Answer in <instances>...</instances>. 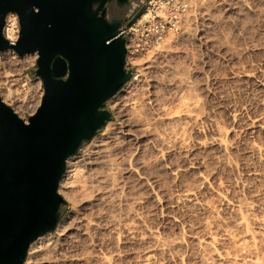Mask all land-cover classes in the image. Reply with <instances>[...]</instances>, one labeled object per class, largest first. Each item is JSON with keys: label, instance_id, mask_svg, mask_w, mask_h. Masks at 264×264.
I'll list each match as a JSON object with an SVG mask.
<instances>
[{"label": "bare ground", "instance_id": "bare-ground-1", "mask_svg": "<svg viewBox=\"0 0 264 264\" xmlns=\"http://www.w3.org/2000/svg\"><path fill=\"white\" fill-rule=\"evenodd\" d=\"M222 1L225 6L227 5L229 7L228 8L229 11L236 9L237 8L236 4H238V10H242L241 7H243V5H245L246 7V4L247 3L249 4L248 2L249 0H247V2H245V0H222ZM220 3L222 5V2ZM210 10L212 9L209 8L208 11ZM212 11L210 12L211 14ZM217 11H219V9ZM210 13L208 12L209 16L206 19H209L208 21L212 23V21H214L213 18L215 17V14H213L214 15L213 16L210 15ZM222 15L220 14V16ZM216 17L215 20H217L218 23L219 20L218 18L216 19ZM187 21H185V23ZM206 24L203 25V28H205L204 26ZM208 27L210 28L211 26ZM207 28L203 30L207 31L208 30ZM6 31H7V36L15 40L16 33L18 31V22H17V17L13 14L9 17L7 21ZM169 35L170 37L169 38L167 37L169 43H166L167 44V45L165 44L166 46L152 49L151 51H149V56L147 58L141 56V54L140 55L129 54L128 59L133 64L140 65L139 66L140 73L136 74L131 80H129V82L125 85V87L122 88L120 92L111 99V107L114 109L116 113L117 120L109 121L106 124L105 128L101 130V132H98L91 139L88 145L83 149L82 154L73 155L67 159L66 169L60 178L58 190L60 194L64 196V198H66L67 200L73 203V208L69 212H67L65 216H62L54 231L46 232L45 234L37 237L30 244L28 255L26 258V264H166L165 260L168 257L166 256L167 252L171 250L178 251L180 247H184L182 246V243L185 237L181 241L182 237L180 239L178 237L174 239L164 236L161 230H159V227H155V225L149 221L148 213L145 214V212L141 211L142 207L144 206L145 200L148 201V199H145V197L152 198L156 202L155 204L157 205L158 210L160 211L159 213L162 214L161 216L167 215L170 218H172L173 221L176 220L175 217L178 215L176 214V212L180 210L181 207L183 208L186 207L185 210H187V207L189 208L203 207V209L205 208L208 212H210V214L216 213L217 211L219 216L220 212L216 210V205L213 202L206 200V197H204L205 194L210 190V183H211L210 180L211 179L214 180L216 177H218V175L216 176V174L213 173L211 175L210 172L206 174L204 169L207 167L206 165L209 162H211L212 164L214 163L219 164L220 166L219 165L218 166L220 168L233 167L235 164L236 166L237 165L248 166V162L246 161V159L245 161L240 162L238 164L237 162L239 161L235 160L236 163L233 161L234 157L241 155V154L237 155L238 148L235 149V147L241 141L242 136L246 132L254 131L253 129L255 128L264 130V109L261 103H259L258 100L256 99L257 97L256 98L253 97L254 94H252L253 98L251 97L249 99L247 96L248 99L246 100H238L236 96H238V94H240L241 91L245 89L244 87L246 85H249L250 83H254V85L256 84L257 89L258 90L260 89L261 91L264 92V63L261 64V62L260 63L250 62L248 65L246 64L243 67L237 69V71L235 72L236 74L234 75L235 76L234 84L232 83V81L230 82L232 83L230 84L232 85L230 91L229 89L226 90L225 89L226 87H224V85L221 83L220 86L218 82L217 83L219 84V87L216 86V90H214L210 84V81L213 77L210 78L208 70L203 72V74H205L204 76H202L200 79H197L196 72L198 69L197 67L199 65L198 58L195 57V55L194 56L191 55L192 53L190 55L186 53L187 55L184 58L187 59V62H185L184 65L182 64L177 65L175 63L174 65H172L171 63L166 64L167 62L166 63L164 62L165 61V58H163L164 53L173 50L171 49L174 46V45L172 46V43L175 38L179 37V36L176 37V34L174 32L169 33ZM224 36L226 37V35ZM201 39H203L202 35L200 36L199 40ZM253 39L255 40V37ZM242 46L240 47L242 48ZM224 47L226 48V52H229V54L231 53V55L233 56L238 54L237 47L234 46L233 43L230 44V41L226 43V46L224 45ZM185 52L186 51H184V53ZM169 54L167 55L169 56ZM4 56H5L4 61L7 64V68H3L0 65L1 98L4 102H6L9 105L11 104L16 105V107H14L13 110L20 117L26 120L27 119L25 117L26 111L30 112L31 114L35 113L39 108V105L41 103L44 94V89L42 87V81L40 77L34 79L28 75L26 77H22L21 75L22 69H25V67H27L28 65L35 63L37 58V53L27 52L19 55L14 48H7L4 50ZM171 56H169L170 59L174 57V55L173 57ZM179 56L181 57L182 55ZM233 56L230 57L232 58ZM173 60L171 59V61ZM204 60L207 59L204 58ZM208 60L211 63L210 67L211 65L213 67V65H215L214 62L212 64L211 60L210 59ZM232 60L233 59H231V61ZM202 61L201 63L203 64L207 63ZM243 63L245 64V62ZM237 64H234L231 67L234 66L236 67ZM218 65L219 64H217V67ZM195 67L197 68L196 70ZM201 67H203V65ZM217 67H215L214 71L216 70ZM220 70L221 69H219L218 71ZM228 70L231 71L230 68ZM232 70L234 71L235 69L232 68ZM211 73H213V71ZM217 73L215 74L219 76V73L218 74ZM218 78H216V80ZM21 87H23L22 88L23 91L24 89L26 91L24 92L21 91L22 90ZM167 89L171 93L169 97H167L168 95H166ZM246 91L247 90H245V92ZM21 92L24 93L23 94L24 96L21 95ZM27 93H30V95H28L30 96L29 99L26 98ZM251 93H253V91H251ZM248 94L249 93H247V95ZM215 96L217 98L218 106L215 103L213 104V106L209 104V102H212L210 100L215 99ZM239 97L243 98V96H239ZM261 101L262 100H260V102ZM262 102L264 103V101ZM215 105L217 106V108H215ZM251 105L255 106L254 110H251L250 107ZM255 135L256 134H254V136ZM247 140L248 138L246 139V141ZM258 140H256V142H252L249 139L251 143L249 142V144L248 143L247 144L253 153V160L255 164L263 166L264 141L257 142ZM239 147L241 148V146ZM245 148L248 149V147ZM234 149L237 150L236 151L237 156H234L232 158V155L233 154L235 155V153L233 152ZM173 154L176 155V158ZM172 155L174 156L175 161H173ZM242 155L245 156L244 154ZM240 158H238V160ZM243 158L244 157H242V159ZM212 168L214 167H211V169ZM249 168H251V166ZM236 169H239V167H236ZM236 171L239 172V170ZM240 172L243 173L242 170ZM262 174L258 172L257 173L252 172L248 174V178L260 179L262 178ZM167 175H171L173 177L172 187H174V191L172 193L169 191L170 194L166 195L164 193L163 195V193L161 194V190L160 193L159 190L157 191V185H159L161 181L164 182L165 179L162 178H164ZM168 177L165 178L168 179ZM228 178L230 179L229 176ZM240 179L237 180L239 181ZM261 181L258 183H261ZM252 182L254 181L252 180ZM234 183L237 185V182ZM230 184L233 185V181ZM160 188L161 187H159L158 189ZM240 188L242 189V187ZM249 189L252 190V187L250 186ZM229 190L219 187V191L215 193V197L217 195L218 196L217 199L224 201L225 204L226 201L231 203L233 199L231 198V192ZM241 192L240 194H242ZM143 193L144 195L146 194L145 197H143L142 195ZM245 196L248 195H244L243 197ZM210 197L208 198L210 199ZM242 198L240 200L241 203H242ZM154 201H151V203ZM244 201L246 202V199ZM249 204L247 206H249ZM239 205L240 204H238V206ZM240 206L242 207V204ZM219 207L220 206H218V208ZM241 207L238 208L239 212ZM252 207H248V208L246 207V208L252 209ZM262 208H264V203ZM242 209L244 210V208H241V213L240 214L238 213L239 215L236 216L235 214H233L237 217V219L235 218L236 220H234L233 217L231 218L233 219V221H235L233 222L235 223L234 227L230 228L231 226L229 225L230 229L228 228L227 230L226 227L224 226L227 232L225 231V229L224 231L225 233L228 234V236H230L229 241L231 238L233 242H236V244L239 243V245H241L240 247L243 246L245 248L246 247L252 248L253 247L252 245L256 243V239L258 238L262 239V237H260L261 234L259 235L258 231L254 230V227L262 225L264 221L262 220V218L264 217V215L260 216L261 218L255 217L254 215L257 214V210H256V213L253 214L255 218H253L251 215H250L251 217H249V215L247 216V214L249 213L248 211H250L251 209L247 211L248 212L247 214L245 213L246 215L244 214V212H242L243 211ZM191 210H193V208L190 209V211ZM260 210L261 209H259V215L262 213L260 212ZM221 211L223 212V210ZM182 215L183 214L181 213V216ZM164 218L166 217L164 216ZM187 218H189L188 215ZM224 219L225 218L223 216V220ZM223 220L222 222L225 221ZM184 227L182 228L185 229ZM258 228L259 227H257V229ZM195 229L196 228L193 227L192 225L189 226V231H191L192 234L196 233ZM196 234L195 237L193 238L198 237V236L196 237ZM210 234L211 235L209 236H205L206 238L203 237L204 239L201 237H200L201 239L199 237L197 238V241L199 242L198 243L199 247H197L199 248V250L197 249L198 250L197 258H199L200 264H229L231 259L227 257V253L225 257V255H223V252L221 251V248L223 249V246L226 242L225 241L226 238L221 239L218 238L217 235H214L215 233L214 234L210 233ZM225 237H227V235ZM229 241L227 240V242ZM262 243H259V245H261ZM128 244L130 245L132 244L133 248L130 249V247L132 246H127L131 251L126 252L125 249L127 247L125 246ZM145 244L147 245V247H144L142 250L139 249L140 247L134 249V247L136 246H141ZM256 246L258 245L256 244ZM261 246H259L258 248H260ZM225 247L229 248V246H225ZM245 248H240V249H245ZM261 251L263 252V250ZM261 251L259 252L261 253ZM233 252L234 250L232 251V254ZM238 252L236 251V255ZM249 252H251V250ZM252 255L254 256V254ZM245 256L242 257L245 258ZM127 257L129 258L130 262L128 261ZM237 258H241V257H237ZM253 258L252 260L254 261ZM178 259H179L178 263L184 262L183 257H178ZM250 260L251 259H249L248 262H250ZM259 260L260 258H258L257 260L258 262L256 261V264L259 263ZM231 261L234 260L232 259ZM261 261H262V257H261ZM261 261L260 263H263ZM251 263L253 262L251 261ZM253 264H255V261Z\"/></svg>", "mask_w": 264, "mask_h": 264}, {"label": "water", "instance_id": "water-1", "mask_svg": "<svg viewBox=\"0 0 264 264\" xmlns=\"http://www.w3.org/2000/svg\"><path fill=\"white\" fill-rule=\"evenodd\" d=\"M148 1L0 0V52H36L44 86L27 120L0 96V264H24L30 244L67 211L58 190L67 159L112 119L103 106L134 75L125 31ZM10 13L19 20L15 46L5 39Z\"/></svg>", "mask_w": 264, "mask_h": 264}, {"label": "rangeland", "instance_id": "rangeland-1", "mask_svg": "<svg viewBox=\"0 0 264 264\" xmlns=\"http://www.w3.org/2000/svg\"><path fill=\"white\" fill-rule=\"evenodd\" d=\"M187 2H188V4H189V12L185 15V21H187V19L188 18H190V19H188V21L185 23L184 22V26L182 27V29H180V30H178V31H172V32H174L175 34H176V37L177 36H179V37H177V38H175L174 39V41H175V43H174V41H173V43H172V48L171 49H173V50H171V51H167V52H165L164 53V56H163V58H165V63L166 64H168V63H171L172 65H174V63L175 64H177V65H179V64H182V65H184L185 64V62H187V59H185L184 57H186V53H188L189 55L191 54V55H195V57H197L198 58V69L195 67V70L197 69V72H196V74H197V79H200L202 76H204L205 74H203V72H205L206 70H208L209 71V75H210V78H212L211 79V81H210V84H211V87L214 89V90H216V86H218L219 87V84L221 83V84H223L224 85V87H226L225 89L226 90H228L229 89V91H230V89H231V87H232V85H230V84H234V81H235V72L237 71V69H239V68H241V67H243L244 65H248L250 62H256V63H260L261 62V64H263L264 63V0H253V1H251V0H249L248 2H249V4L251 5V7H249V4L247 3L246 4V7H245V5H243V7H241L242 8V10H238V4H236V9H234V10H228V6L226 5H224V3H223V1L222 0H186ZM220 2H222V5H221V3ZM215 6H214V5ZM213 6V7H212ZM223 8H222V7ZM206 7H208V8H206ZM250 9H249V8ZM209 8H211L212 10L213 9H215V10H210V11H208V9ZM247 8V9H246ZM219 9V11H217ZM207 10V11H206ZM247 10V11H246ZM212 11V14L210 13ZM215 11H216V13H215ZM221 11V12H220ZM208 12L210 13V15H213V14H215V17H216V19L218 18V20H219V22L217 23V20H215V17L213 18V20L215 21H212V23L211 22H209L208 20L209 19H206L208 16H209V14H208ZM222 12H223V15H222ZM244 12V13H243ZM203 13H205V14H203ZM218 13H220L222 16H220V14H218ZM16 14V13H15ZM17 15V14H16ZM15 15V16H16ZM205 15V16H204ZM11 16V15H10ZM9 16V17H10ZM187 16H189V17H187ZM214 16V15H213ZM219 16V17H218ZM228 16V17H227ZM186 17H187V19H186ZM9 19V18H8ZM222 19V20H221ZM224 20V21H223ZM226 20V21H225ZM17 22H18V18H17ZM189 22V23H188ZM205 22V23H204ZM206 22H207V24H208V26H213L212 28L210 27H208L207 26V24H206ZM221 22V23H220ZM206 24L204 27L205 28H203V25L204 24ZM215 23V24H214ZM211 24V25H210ZM220 24V25H219ZM260 24V25H259ZM238 25V26H237ZM259 25V26H258ZM202 26V27H201ZM248 26V27H247ZM208 27V28H207ZM237 27V28H236ZM257 27V28H256ZM208 29L207 31L206 30H203V29ZM236 28V29H235ZM263 30H262V29ZM197 30V31H195V30ZM201 29V30H200ZM212 29V30H211ZM243 29V30H242ZM246 30V31H245ZM201 31V32H200ZM211 31V32H210ZM241 31V32H240ZM249 31V32H248ZM257 31V32H256ZM259 31V32H258ZM172 32H169V33H172ZM200 32V33H199ZM206 32H207V34H206ZM169 33H168V35L163 39V41L160 43V44H158L157 46H155V47H153L152 49H156V48H161V47H163V46H166L167 44L166 43H169V41H168V38L170 37V35H169ZM197 33V34H196ZM240 33V34H239ZM244 34V35H243ZM256 36H255V35ZM189 35V36H188ZM197 35V36H196ZM203 36V39H201V40H199L200 39V36ZM224 35H226V37H227V39H226V37L224 36ZM254 38L255 37V40L252 38V37ZM18 37V31H17V33H16V37H15V39ZM168 37V38H167ZM208 37V38H207ZM236 37V38H235ZM246 39H245V38ZM217 38V39H216ZM260 38H261V40H260ZM167 41H166V40ZM205 39H206V41H205ZM230 39V40H229ZM233 39V40H232ZM245 39V40H244ZM195 40V41H194ZM230 41V44L231 43H233V45L234 46H236L237 47V51H238V54L237 55H235V56H233V55H231V53L229 54V52H226V48L224 47V45L226 46V43H228L229 41ZM254 40V41H253ZM199 41H201V42H199ZM202 41H204V42H202ZM220 41V42H219ZM222 41V42H221ZM225 41V42H224ZM233 41V42H232ZM258 41V42H257ZM195 42V43H194ZM218 42V43H217ZM205 43V44H204ZM242 43V44H241ZM258 43V44H257ZM261 45H260V44ZM166 44V45H165ZM195 44V45H194ZM247 44V45H246ZM197 45V46H196ZM218 45V46H217ZM244 47H243V46ZM199 46V47H198ZM207 46V47H206ZM214 46V47H213ZM240 46H242V48L240 47ZM250 46V47H249ZM198 47V48H197ZM203 47V48H202ZM220 47V48H219ZM187 48V49H186ZM201 48V49H200ZM249 48V49H248ZM152 49H150L149 51H151ZM175 49V50H174ZM179 49H180V51H179ZM186 49V50H185ZM199 51H198V50ZM214 49V50H213ZM239 49H241V50H239ZM246 49V50H245ZM213 50V51H212ZM221 50V51H220ZM149 51L147 52V53H144V54H141V56H143V57H145V58H147L148 56H149ZM183 51V52H182ZM184 51H186L185 53H184ZM193 51V52H192ZM219 51V52H218ZM178 52V53H177ZM190 52V53H189ZM223 52V53H222ZM226 52V53H225ZM169 54V53H171L172 54V56H171V54H169V56H171V57H173V55H174V57L173 58H171L173 61H171V59H170V57L167 55V54ZM174 53V54H173ZM182 53H184V54H182ZM214 53V54H213ZM19 54V53H18ZM208 54V55H207ZM243 54V55H242ZM249 54V55H248ZM20 55V54H19ZM179 55H182L181 57L179 56ZM185 55V56H184ZM198 55V56H197ZM201 55H203V56H201ZM210 55V56H209ZM233 56L232 58L230 57V56ZM169 57V58H168ZM180 57V58H179ZM199 57H200V59H199ZM210 57V58H209ZM228 57V58H227ZM230 57V58H229ZM236 57V58H235ZM243 57V58H242ZM260 57V58H259ZM163 58H162V60H163ZM167 58V59H166ZM204 58L205 59H207V60H204ZM240 58V59H239ZM208 59H210L211 60V62H212V64H213V62H214V64L215 65H213V67H212V65H211V67H212V69H211V67H210V61L208 60ZM214 59V60H213ZM231 59H233L232 61H231ZM234 59H235V61H234ZM238 59V60H237ZM5 56H4V51H2V52H0V61H1V67H3V68H7V64L5 63ZM36 60H37V58H36ZM129 60V59H128ZM161 60V59H160ZM167 60V61H166ZM200 60V61H199ZM202 60H204V61H202ZM213 60V61H212ZM230 60V61H229ZM242 60V61H241ZM245 60V61H244ZM262 60V61H261ZM170 61V62H169ZM180 62V63H178V62ZM181 61H182V63H181ZM184 61V62H183ZM201 61L202 62H207V63H205V64H203V63H201ZM209 61V62H208ZM217 61V62H216ZM228 61V62H227ZM4 62V63H3ZM177 62V63H176ZM216 62V63H215ZM222 62V63H221ZM224 62V63H223ZM226 62H227V64H226ZM240 62H241V64H240ZM243 62H245V64L243 63ZM238 63V64H237ZM243 63V64H242ZM6 66H5V65ZM207 64V65H206ZM217 64H219L218 65V67H220V68H218L217 67ZM222 64V65H221ZM234 64H237L236 65V67L234 66V67H231L232 65H234ZM203 65V67H201ZM30 66V67H29ZM129 66H133L134 67V75H133V77L136 75V74H139L140 73V65H138V64H133L130 60H129ZM181 66V65H180ZM192 66H193V64H192ZM201 68H200V67ZM207 68H206V67ZM217 67L216 68V70L215 71H217L218 73H219V76L218 75H216L215 73H217V72H215L214 71V69H215V67ZM230 66V67H229ZM29 67V68H28ZM210 67V68H209ZM225 67V68H224ZM231 69V71L230 70H228V69ZM232 68H234L235 70L233 71L232 70ZM35 69H36V61H35V63L34 64H31V65H28L27 67H25V69H22V73H21V75H22V77H26L27 75L28 76H30V77H32V78H39L36 74H35ZM201 69V70H200ZM211 69V70H210ZM219 69H221L220 71H218ZM200 70V71H199ZM208 71H207V73H208ZM213 71V73H211ZM230 71V72H229ZM202 72V73H201ZM217 73V74H218ZM234 73V74H233ZM201 74H203V75H201ZM216 75V76H215ZM225 75H227V76H225ZM229 75V76H228ZM215 76V77H214ZM222 76V77H221ZM132 77V78H133ZM219 77V78H218ZM216 78H218L217 80H216ZM227 78V79H226ZM41 79V78H40ZM223 79H224V81H223ZM228 79H229V81H228ZM213 80V81H212ZM215 80H216V82H215ZM41 81H42V79H41ZM220 81H222V82H220ZM232 81V83H230ZM129 82V81H128ZM127 82V83H128ZM219 84H218V83ZM226 84H225V83ZM126 83V84H127ZM214 83H215V85H214ZM217 83V84H216ZM125 84V85H126ZM221 84H220V86H221ZM229 86H228V85ZM125 85L122 87V88H124L125 87ZM214 85V86H213ZM250 87V88H248V87ZM42 87H43V89H44V86H43V82H42ZM23 87H21V89H22ZM245 89H243L242 91H241V93L240 94H238V96H236V98L238 99V100H246V99H250L253 95L252 94H254V96L253 97H257L256 99L258 100V102L259 103H261V105H262V107H263V109H264V103L262 102V101H264V92L263 91H261L260 89L258 90L257 89V87H256V84L254 85V83H250L249 85H246L245 87H244ZM253 88V89H252ZM245 90H247L246 92L247 93H249L248 95H247V93L245 92ZM21 91H23V89L21 90ZM24 91H26L25 89H24ZM23 91V92H24ZM251 91H253V93H251ZM23 92H21V95L22 96H24L23 94ZM120 92V91H119ZM118 92V93H119ZM243 92H244V94H243ZM117 93V94H118ZM251 93V94H250ZM257 93V94H256ZM260 93V94H259ZM116 94V95H117ZM227 94V93H226ZM28 95H30V93H27L26 94V98L27 99H29V97L30 96H28ZM44 95V94H43ZM166 95H168L167 97H169L170 95H171V93H170V91H168V89H167V92H166ZM246 95V96H245ZM256 95V96H255ZM1 96V95H0ZM28 96V97H27ZM239 96H243V98L242 97H239ZM245 96V97H244ZM247 96H248V98H247ZM114 97V96H113ZM112 97V98H113ZM252 97V98H253ZM242 98V99H241ZM259 98H261V99H259ZM260 100H262L261 102H260ZM42 101V100H41ZM210 101H212V102H209V104L210 105H212L213 106V104L215 103L216 105L218 104V102H217V98H216V96H215V99H212V100H210ZM215 101V102H214ZM263 103V104H262ZM41 104V103H40ZM215 105V108H217V106ZM13 109H14V107H16V105H10ZM40 106V105H39ZM104 108H108L109 110H110V112H111V114H112V119L110 120V121H112V120H117V118H116V113H115V111H114V109L111 107V100L108 102V103H106L104 106H103ZM251 107V110H254L255 109V106L254 105H251L250 106ZM253 107V108H252ZM31 113L30 112H28V111H26V114H25V117L28 119V116L30 115ZM26 119V120H27ZM254 131H249V132H246L243 136H242V139H241V141L237 144L238 145V147H237V145H236V147H235V149L236 148H238L237 150H235L234 149V153H235V155L233 154L232 155V158L234 157V156H237V155H239V154H241V155H239V156H237V157H234V159H233V161L236 163V161H239V162H237V164L238 163H240V162H243V161H245V159H246V161L248 162V166L247 165H237L236 166V164L233 166V167H225V168H220L219 166V164H212L211 162H209L206 166L208 167V169H207V167L204 169V171H205V173L207 174V173H211V175H212V173L213 174H216V176L218 175V177H216L214 180L213 179H211L210 180V190H209V192H207L206 194H205V196L204 197H206V200H208V201H211V202H213L215 205H216V210H218V212H220L219 213V216H218V213H217V211H216V213H213V214H210V212H208L205 208V210L203 209V207H192L193 208V210H191L190 211V209H192L191 207L189 208V207H187V210H185L186 209V207L185 208H183V207H181L180 208V210H178L177 212H176V214H178L175 218H176V220H174V221H176V222H174L173 221V219L172 218H170L169 216H167V215H163V216H161L162 214L161 213H159L160 211L158 210V207H157V205L155 204L156 202L152 199V198H148V197H145V195H144V193L142 194L143 195V197H145V199H148V201H146L145 200V203H144V206L142 207V209H141V211L142 212H145V214L146 213H148V219H149V221L150 222H152L154 225H155V227H159V230H161V232L163 233V235L164 236H167V237H170V238H174V239H176V237H178L179 239L181 238V241H182V239L184 238V240H185V243H184V240H183V243H182V246H184V247H180L179 249H178V251L177 250H171V251H168L167 252V255L166 256H168L167 257V259L165 260V263L166 264H183V263H185V264H200V262H199V258H197L198 256H197V253H198V250H199V248H197V247H199V242L197 241V238L199 237H201V238H206L205 236H209V235H211L210 233H212V234H214V235H217L218 236V238H226V242H225V244H224V246H223V249H225V250H223L222 248H221V251L223 252V255H225V257H226V253H227V257H229L231 260L233 259L234 261H231L230 260V263L229 264H242L243 262V264H245L246 262L248 263V264H253L254 263V261H255V264H256V261L258 260V258H260V260H259V263H257V264H263L264 263V221H263V223H262V225H260V226H253L254 227V230L255 231H258V233H259V235H260V237H262V239L261 238H258V239H256V243L254 244V245H252L253 247L252 248H249V247H240L241 245H239V243H237L236 244V242H233V240L230 238V241H229V237L230 236H228V234L227 233H225V231L227 232V230H228V228L230 227V228H232V227H234V224L235 223H233V222H235V221H233V219L234 220H236L237 219V215H239L240 213H241V208H244V210L242 211V212H244V214L246 213H248L247 214V216L249 215V217H253V218H255V217H260V216H263L264 215V210H262V209H264V208H262L263 207V203H264V201H262V200H264V197H263V194H264V164H263V166L262 165H256L255 164V162H254V160H253V153H252V151H251V149L249 148V146H248V144H249V142L251 143V141L252 142H256V140H258L257 142H260V141H264V130L263 129H259V128H255V129H253ZM255 130H257V131H255ZM260 132H259V131ZM101 132V131H100ZM258 132V133H257ZM252 133H253V136H252ZM254 134H256L255 136H254ZM251 135V136H250ZM246 136V137H245ZM262 136V137H261ZM251 137V138H250ZM244 138H248V140L246 141V139H244ZM249 139L251 140V141H249ZM261 139V140H260ZM243 141V142H242ZM246 144H245V143ZM248 143V144H247ZM88 145V144H87ZM86 145V146H87ZM86 146H84L83 147V149L86 147ZM239 146H241V148L239 147ZM243 146H244V148H243ZM245 147H248V149H249V151H248V149L247 148H245ZM83 149H82V152L80 153V154H82L83 153ZM246 151H245V150ZM236 151H237V155H236ZM244 151V152H243ZM251 152V153H250ZM246 153V154H245ZM249 153H250V155H249ZM79 154V155H80ZM242 154H244L245 156H243ZM174 155V154H173ZM172 155V156H173ZM175 156V158H176V155H174ZM174 156H173V161H175L174 159ZM249 156V157H248ZM241 157V158H240ZM242 157H244L243 159H242ZM252 157V158H251ZM236 158V159H235ZM238 158H240L239 160H238ZM236 160V161H235ZM242 160V161H241ZM251 163V164H250ZM210 164H211V166H210ZM209 165V166H208ZM217 165V166H216ZM219 165V166H218ZM255 165V166H254ZM240 166H241V168H240ZM244 166H245V168H244ZM247 166V167H246ZM251 166V168H249ZM211 167H214V168H212L211 169ZM236 167H239V169H236ZM256 169H255V168ZM209 168H210V171H209ZM228 168V169H227ZM252 168H254V169H252ZM258 168V169H257ZM217 169V170H216ZM233 169H234V171H233ZM250 169V170H249ZM262 169V170H261ZM228 170V171H227ZM230 170V171H229ZM236 170H239V172L238 171H236ZM242 170V172L243 173H241L240 171ZM244 170V171H243ZM248 172H250V173H263L262 174V178H248V174H250V173H248ZM252 170V171H251ZM257 170V171H256ZM221 171V172H220ZM256 171V172H255ZM261 171V172H260ZM214 172H216V173H214ZM218 172V173H217ZM234 173V175H233V173ZM246 172V173H245ZM231 175H230V174ZM247 174V175H245V174ZM221 174H222V176H221ZM242 174V175H241ZM165 175V174H164ZM238 175H240V176H238ZM245 175V176H244ZM168 176H170V177H168ZM224 176V177H223ZM228 176L230 177V179L228 178ZM235 177V179H234V177ZM243 176V177H242ZM165 177H168V179L167 178H165ZM164 178H162V179H165V181L164 182H162L161 181V183L159 184V185H157V191L159 190V193H160V190H161V194L163 193V195H164V193L167 195V194H170V192L172 193L173 191H174V187H172L173 186V184H172V182H173V177L171 176V175H167V176H165ZM221 177H223V178H221ZM234 180H233V179ZM242 180H244V181H242ZM245 178V179H244ZM217 179H218V181H217ZM219 179H220V181H219ZM232 179V180H231ZM237 179H240L239 181L237 180ZM248 179V180H247ZM258 179H259V181H258ZM261 179H262V181H261ZM213 180V181H212ZM231 180V181H230ZM247 180V181H246ZM251 180V181H250ZM252 180L254 181V182H252ZM168 181H170V182H168ZM214 181H216V182H214ZM225 183H224V182ZM227 181V182H226ZM232 181H233V185L232 184H230V183H232ZM241 181V182H240ZM246 181V182H245ZM256 181V182H255ZM260 182L261 181V183H258V182ZM222 182V183H221ZM234 182H237V185L234 183ZM165 183H167V184H165ZM170 183V184H169ZM214 183V184H213ZM240 183V184H239ZM247 183V184H246ZM256 183V184H255ZM258 183V184H257ZM263 183V184H262ZM162 184H163V187H162ZM213 184V185H212ZM224 184V185H223ZM227 184V185H226ZM243 184V185H242ZM254 184V185H253ZM164 185H166V186H164ZM170 185V186H169ZM222 185H223V187H222ZM249 185V186H248ZM253 185V186H252ZM261 185V186H260ZM211 186H212V188H213V190H212V188H211ZM215 186V187H214ZM233 186V187H232ZM236 186V187H235ZM245 186V187H244ZM247 186V187H246ZM250 186L252 187V190L251 189H249L250 188ZM159 187H161L160 189H158ZM216 187H218V188H216ZM219 187L220 188H225V189H227V190H229L230 192H231V198L233 199V201H232V199H231V203L230 202H227L226 201V204H225V202L224 201H222V200H220V199H217V195H216V197H215V193H217L218 191H219ZM238 187H239V189H238ZM240 187H242V189L240 188ZM249 187V188H248ZM255 189H254V188ZM260 187V188H259ZM162 188H163V190H162ZM166 188V189H165ZM171 188V189H170ZM172 188H173V190H172ZM229 188V189H228ZM248 189V190H247ZM215 190V191H214ZM236 190V191H235ZM242 192H241V191ZM245 190H246V192L247 191H249V192H245ZM251 190V191H250ZM257 193H255L254 191ZM162 191H164V192H162ZM170 191V192H169ZM167 192V193H166ZM213 192V193H212ZM239 192V193H238ZM240 192L243 194V196L244 195H248V196H245V197H243L242 196V194H240ZM208 193H211V194H208ZM246 193V194H245ZM250 193H252V194H250ZM259 193V194H258ZM250 194V195H249ZM62 195V194H61ZM212 195V196H211ZM238 195H239V197H238ZM252 195V196H251ZM255 195V196H254ZM260 195V196H259ZM211 196V197H210ZM243 198H242V197ZM252 198H251V197ZM62 197L64 198V196L62 195ZM208 197H210V199L208 198ZM235 197V198H234ZM237 197V198H236ZM258 197V198H257ZM263 199H262V198ZM239 198V199H238ZM241 198H242V203H241ZM68 203H69V206H68V208H67V211L65 212V214L63 215V216H65L66 214H67V212H69L72 208H73V203L71 202V201H69V200H67L66 198H64ZM216 199H217V201H216ZM236 199V200H235ZM246 199V202L244 201ZM260 199V200H259ZM150 200V201H149ZM221 202H220V201ZM239 200V201H238ZM248 200V201H247ZM259 200V201H258ZM151 201H154V202H152L151 203ZM230 201V200H229ZM237 201H238V204H242V207L239 205L238 206V204H237ZM243 201H244V203H243ZM254 201V202H253ZM149 202V203H148ZM251 202H253V203H251ZM260 202V203H259ZM153 203H154V206H153ZM222 203V204H221ZM229 205H228V204ZM233 203V204H232ZM252 205V204H254V205H252V206H254V207H252L250 204ZM232 206H231V205ZM234 204H235V206H238V207H235L234 206ZM249 204V206H247ZM257 204H258V206H257ZM218 206H220L219 208H218ZM229 206H230V209H229ZM235 208H234V207ZM248 208V207H252V209L251 208H249V209H247L246 207ZM262 206V207H261ZM225 207H226V209H225ZM228 207V208H227ZM231 207H232V210H231ZM239 207H241L240 208V212H239ZM259 207V208H258ZM183 208V209H182ZM218 208V209H217ZM224 208V209H223ZM253 208H254V210H253ZM157 209V210H156ZM182 209V210H181ZM219 209H220V211H219ZM228 209V210H227ZM235 209H236V211H235ZM246 209V210H245ZM251 209V210H250ZM259 209H261L260 210V212H262L260 215H259ZM221 210H223V212L221 211ZM235 212H234V211ZM238 210V211H237ZM248 210H250V211H248ZM256 210H257V214L256 215H254L253 216V214L254 213H256ZM186 211V212H185ZM194 211V212H193ZM224 211H225V213H224ZM248 211V212H247ZM255 211V212H254ZM159 213V216H158V213ZM189 212V213H188ZM252 212V213H251ZM181 213L183 214L182 216H181ZM188 213V214H187ZM224 213V214H223ZM239 213V214H238ZM180 214V215H179ZM185 214H186V217H185ZM191 214V215H190ZM215 214V215H214ZM233 214H235V215H233ZM245 214V215H246ZM187 215H188V217L189 218H187ZM191 217H190V216ZM193 215H195V216H193ZM251 215V216H250ZM155 216V217H154ZM164 216L166 217V218H164ZM175 216V215H174ZM179 216H180V218H179ZM213 216H214V218H213ZM223 216H224V220H223ZM235 216V217H234ZM160 217V218H159ZM162 217V218H161ZM194 217H197V218H194ZM208 219H207V218ZM218 217V218H217ZM221 217H222V219H221ZM233 217V219H231ZM179 218V219H178ZM185 218H187V219H185ZM206 218V219H205ZM211 218V219H210ZM236 218V219H235ZM261 218V217H260ZM264 218V217H263ZM262 218V220H264ZM152 219V220H151ZM158 219H159V221H158ZM166 219V220H165ZM193 219V220H192ZM203 219V220H202ZM220 219H221V222H220ZM231 219V220H230ZM168 220H170V221H168ZM179 220H180V222H179ZM182 220V221H181ZM205 220H207V221H205ZM208 220H210V221H208ZM219 220V221H218ZM222 220L224 221V222H222ZM212 221V222H211ZM215 221V222H214ZM228 221H229V223H228ZM232 221V222H231ZM231 222V223H230ZM172 223V224H171ZM177 223V224H176ZM220 223V224H219ZM227 225H226V224ZM232 223H233V225H232ZM182 224V225H181ZM201 224H203V225H201ZM207 224V225H206ZM212 224V225H211ZM224 224V225H223ZM157 225V226H156ZM175 225V226H174ZM193 226V227H195L196 229V237L197 238H193V237H195V234L193 233H191V231H189V226ZM195 225V226H194ZM205 225V226H204ZM230 225V226H229ZM184 227L185 229H183L182 227ZM207 226V227H206ZM226 227V229H225V227ZM228 226V227H227ZM57 227V226H56ZM177 227V228H176ZM257 227H259L258 229H257ZM198 228V229H197ZM218 228V229H217ZM229 228V229H230ZM256 228V229H255ZM56 229V228H55ZM181 230V232H180V230ZM183 229V230H182ZM222 229V230H221ZM224 229H225V231H224ZM260 229V230H259ZM184 231V232H183ZM187 231V232H186ZM198 231V232H197ZM224 231V232H223ZM262 232V233H260V232ZM183 233V234H182ZM167 234V235H166ZM227 235V237H225ZM216 236V237H217ZM222 236V237H221ZM200 238V239H201ZM203 238V239H204ZM228 238V239H227ZM227 240L229 241V242H227ZM192 241H194V242H192ZM196 241V242H195ZM232 241V242H231ZM260 241V242H259ZM263 242V243H262ZM196 243V244H195ZM227 243V244H226ZM234 243V244H233ZM259 243H262L261 245H259ZM228 244H230V245H228ZM235 244H236V246H235ZM256 244L258 245V246H256ZM127 246H132V247H130V249H132L133 248V245L131 244H128V245H126L125 247H127ZM225 246H229V248L227 249ZM233 246V247H232ZM259 246H261L260 248H258ZM139 248L140 250H142L144 247H147V245L145 244V245H141V246H136V247H134V249H136V248ZM256 247V248H255ZM263 247V248H262ZM128 248V249H127ZM126 249H125V251L127 252V251H131L130 249H129V247H127ZM232 248H233V250H234V252H233V254H232ZM237 248V249H236ZM240 248H245V249H240ZM247 248H249L250 250H251V252H253V253H251V252H249L250 250L249 249H247ZM255 248V249H254ZM262 248V249H261ZM198 249V250H197ZM253 249H254V251H253ZM238 250H239V252H238ZM243 250H246V251H242ZM257 250H258V252L259 251H261V250H263V252L261 251V253L259 252V254H258V252H257ZM183 251V252H182ZM229 252V254H228V252ZM236 251L238 252L237 253V255H236ZM241 251V252H240ZM180 252V253H179ZM196 252V253H195ZM245 252V253H244ZM256 254H255V253ZM176 253H178V254H176ZM247 253H248V255H247ZM250 253H251V255H250ZM262 253H263V255H262ZM194 254H196V255H194ZM242 254V255H241ZM252 254H254V256L252 255ZM177 255V256H176ZM229 255V256H228ZM231 255V256H230ZM239 255V256H238ZM247 257H246V256ZM241 257V258H237V257ZM245 256V258H243V257ZM258 256V257H257ZM178 257H183L184 258V262H181V263H178L179 261V259H178ZM194 257V258H193ZM234 257V258H233ZM235 257H236V259H235ZM249 257V258H248ZM254 257V258H253ZM261 257H262V261H261ZM196 258H197V260H196ZM252 258L254 259V261L252 260ZM127 259H128V261H129V258L127 257ZM126 259V260H127ZM131 259V258H130ZM249 259H251L250 260V262H248L249 261ZM125 260V261H126ZM169 260V261H168ZM236 260V261H235ZM239 260V261H238ZM241 260V261H240ZM238 261V262H237ZM243 261V262H242ZM251 261L253 262V263H251ZM260 261L261 262H263V263H260ZM130 262V261H129ZM241 262V263H240ZM258 262V261H257ZM246 263V264H247ZM24 264H26V261H25V263Z\"/></svg>", "mask_w": 264, "mask_h": 264}, {"label": "built area", "instance_id": "built-area-1", "mask_svg": "<svg viewBox=\"0 0 264 264\" xmlns=\"http://www.w3.org/2000/svg\"><path fill=\"white\" fill-rule=\"evenodd\" d=\"M188 12L186 0H149L145 12L125 31L128 56L147 53L160 44L169 32L182 29ZM12 14L16 15L10 13L9 16Z\"/></svg>", "mask_w": 264, "mask_h": 264}, {"label": "clouds", "instance_id": "clouds-1", "mask_svg": "<svg viewBox=\"0 0 264 264\" xmlns=\"http://www.w3.org/2000/svg\"><path fill=\"white\" fill-rule=\"evenodd\" d=\"M245 2H247V0H245ZM93 7H94V10H95V6H93ZM249 7H251L250 4H249ZM34 11H35L36 13H39V12H40V9H39L38 7H35V8H34ZM7 12H8V11H7ZM5 39L8 40L9 43H10L11 45H13V46L16 45V41L13 40L12 38H10V37H8V36H5ZM62 79L64 80L63 77H62ZM64 81H65V80H64ZM25 126H28V125H25Z\"/></svg>", "mask_w": 264, "mask_h": 264}, {"label": "flooded vegetation", "instance_id": "flooded-vegetation-1", "mask_svg": "<svg viewBox=\"0 0 264 264\" xmlns=\"http://www.w3.org/2000/svg\"><path fill=\"white\" fill-rule=\"evenodd\" d=\"M140 9V6L138 5H135L131 10H130V13H129V18L128 20H130L132 18V16Z\"/></svg>", "mask_w": 264, "mask_h": 264}]
</instances>
